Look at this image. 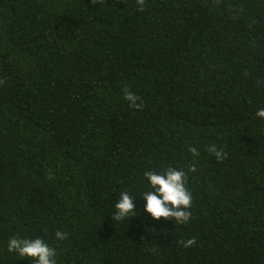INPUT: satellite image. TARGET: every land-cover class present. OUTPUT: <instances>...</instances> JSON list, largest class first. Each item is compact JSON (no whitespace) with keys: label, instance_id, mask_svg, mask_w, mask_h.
Returning a JSON list of instances; mask_svg holds the SVG:
<instances>
[{"label":"trees","instance_id":"16d2710c","mask_svg":"<svg viewBox=\"0 0 264 264\" xmlns=\"http://www.w3.org/2000/svg\"><path fill=\"white\" fill-rule=\"evenodd\" d=\"M138 7L0 0V264H34L15 235L56 264H264V0ZM168 166L187 172V224L138 195ZM125 190L138 215L115 221Z\"/></svg>","mask_w":264,"mask_h":264},{"label":"clouds","instance_id":"9594fccd","mask_svg":"<svg viewBox=\"0 0 264 264\" xmlns=\"http://www.w3.org/2000/svg\"><path fill=\"white\" fill-rule=\"evenodd\" d=\"M92 4H101L104 0H90ZM138 11L144 10L145 0H136ZM3 83V81H0ZM123 98L129 106L137 110L142 108L143 102L140 97L130 91L127 87L122 89ZM138 101H140L138 103ZM255 115L264 119V108L256 111ZM219 162L227 157V153L215 144L209 145L206 149ZM188 151L193 156H199V151L195 147H189ZM194 164L188 166L187 172H195ZM187 172L172 166L156 170H146L143 176L148 182V190L138 194L142 196L145 204L144 211L149 213L153 219H172L175 224H187L191 219L189 209L192 206V193L187 187ZM51 175L49 179H51ZM115 212L112 219L115 221L128 220L129 217L138 215L133 196L128 191H121L117 202L114 204ZM54 236L58 240L68 238V233L57 230ZM183 247H191L195 244V239L177 241ZM7 251L15 252L20 257L32 258L34 264H56V249L49 246L43 238H21L19 235L11 237L7 243Z\"/></svg>","mask_w":264,"mask_h":264}]
</instances>
